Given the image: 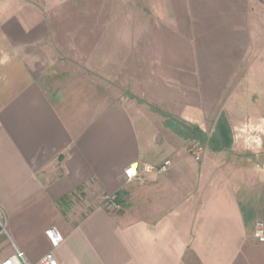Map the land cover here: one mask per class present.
Listing matches in <instances>:
<instances>
[{"label":"crops","instance_id":"obj_1","mask_svg":"<svg viewBox=\"0 0 264 264\" xmlns=\"http://www.w3.org/2000/svg\"><path fill=\"white\" fill-rule=\"evenodd\" d=\"M114 3L0 0V264H264V153L213 135L264 115V0Z\"/></svg>","mask_w":264,"mask_h":264},{"label":"built area","instance_id":"obj_2","mask_svg":"<svg viewBox=\"0 0 264 264\" xmlns=\"http://www.w3.org/2000/svg\"><path fill=\"white\" fill-rule=\"evenodd\" d=\"M264 124V119H259L257 123H252V121L245 122L240 127H237L233 131L232 141L240 142L245 149H250L251 145L254 144L256 148H260L261 140L260 137L264 136V130L262 128ZM190 153L193 158L198 161L202 154L203 148L196 144L190 149ZM170 166L169 161H165L160 167H153L150 165H143L142 171L143 172H151V171H158V172H165ZM137 165H133L128 167L124 171L125 179L130 182L136 180L137 177ZM106 209L108 211H119L121 206L116 202L115 197H109L106 200ZM46 237L49 240V243L52 248L58 247V245L62 242V236L54 229H48L46 231ZM254 238L257 240L258 243H264V223L258 222L254 226L253 232ZM19 258H22V253H17L15 256L11 257L9 260L5 261L2 264H19ZM37 264H58L55 258L52 256L51 253L46 254L42 257Z\"/></svg>","mask_w":264,"mask_h":264},{"label":"rangeland","instance_id":"obj_3","mask_svg":"<svg viewBox=\"0 0 264 264\" xmlns=\"http://www.w3.org/2000/svg\"><path fill=\"white\" fill-rule=\"evenodd\" d=\"M90 3H91V1H90ZM88 5L87 4L85 6L79 5L77 8L75 7L72 10H74V11H87L90 8ZM120 6L123 7V10H126L124 8L125 7H128L126 4H117V3H114V0H106L107 10H111L112 11V10H115V8L117 10H120V8H119ZM71 70L74 73H77V74L82 72L81 71V68H73ZM249 76H250L249 79L251 80V83H252L253 86L264 84V62H261L260 64H257L255 67H252L250 69V75ZM128 95L131 96L130 93ZM259 119H264V115L262 117L257 118V119H252V118L245 119L238 127H240L242 124H244L245 122H248V121H252V123H257ZM223 122H224V118H222L219 121V123L217 124V126L214 127V133H213V135L216 138V140H218L219 145L222 146V147H224V142L222 141V139H221V137L219 135V127H220V125ZM235 128H237V127H235ZM262 128L264 130V124H263ZM233 131L234 130H232L231 133H228V135L230 136L231 139H232V136H233ZM260 140H261V146H260V148H256L254 144L251 145V148L250 149H245L244 148L245 151H246V153H248V156H250L251 158H253L254 156H257L258 153H262V152L264 153V136L260 137ZM196 143L199 144L203 148L205 146L204 142H201L200 143V141L199 142L196 141ZM227 147H230V145L227 146ZM241 147H243V146H241Z\"/></svg>","mask_w":264,"mask_h":264},{"label":"water","instance_id":"obj_4","mask_svg":"<svg viewBox=\"0 0 264 264\" xmlns=\"http://www.w3.org/2000/svg\"><path fill=\"white\" fill-rule=\"evenodd\" d=\"M219 135H220V137H221V139L225 145H229L231 143V139H230L228 132H227V129L225 128L224 125H221L219 127Z\"/></svg>","mask_w":264,"mask_h":264},{"label":"trees","instance_id":"obj_5","mask_svg":"<svg viewBox=\"0 0 264 264\" xmlns=\"http://www.w3.org/2000/svg\"><path fill=\"white\" fill-rule=\"evenodd\" d=\"M200 141V143L201 142H205L206 140H205V137H204V135L203 134H199V137H198V142Z\"/></svg>","mask_w":264,"mask_h":264}]
</instances>
